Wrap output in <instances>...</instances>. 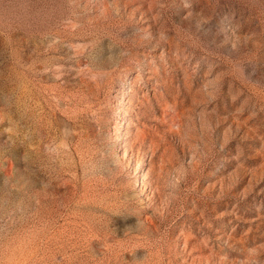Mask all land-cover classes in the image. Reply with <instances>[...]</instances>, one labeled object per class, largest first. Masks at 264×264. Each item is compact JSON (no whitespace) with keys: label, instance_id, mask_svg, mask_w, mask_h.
Listing matches in <instances>:
<instances>
[{"label":"rangeland","instance_id":"374dc122","mask_svg":"<svg viewBox=\"0 0 264 264\" xmlns=\"http://www.w3.org/2000/svg\"><path fill=\"white\" fill-rule=\"evenodd\" d=\"M0 264H264V0H0Z\"/></svg>","mask_w":264,"mask_h":264}]
</instances>
